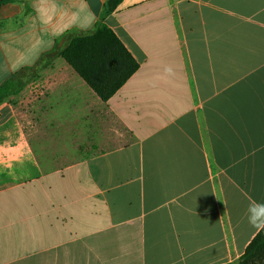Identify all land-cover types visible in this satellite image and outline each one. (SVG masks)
Here are the masks:
<instances>
[{
  "label": "crops",
  "instance_id": "1",
  "mask_svg": "<svg viewBox=\"0 0 264 264\" xmlns=\"http://www.w3.org/2000/svg\"><path fill=\"white\" fill-rule=\"evenodd\" d=\"M106 0H0V85ZM106 101L55 58L0 104V264H227L264 203V0H122ZM64 41V40H63Z\"/></svg>",
  "mask_w": 264,
  "mask_h": 264
},
{
  "label": "trees",
  "instance_id": "2",
  "mask_svg": "<svg viewBox=\"0 0 264 264\" xmlns=\"http://www.w3.org/2000/svg\"><path fill=\"white\" fill-rule=\"evenodd\" d=\"M121 1L106 0L101 20L93 30L65 33L60 46L42 54L34 65L14 72L0 85V104L20 92L58 57L62 58L102 101L110 98L138 69L137 61L114 32L103 23V18ZM227 264H264V230L254 236L235 262Z\"/></svg>",
  "mask_w": 264,
  "mask_h": 264
},
{
  "label": "clouds",
  "instance_id": "3",
  "mask_svg": "<svg viewBox=\"0 0 264 264\" xmlns=\"http://www.w3.org/2000/svg\"><path fill=\"white\" fill-rule=\"evenodd\" d=\"M248 222L257 230H264V203L251 201L247 209Z\"/></svg>",
  "mask_w": 264,
  "mask_h": 264
},
{
  "label": "water",
  "instance_id": "4",
  "mask_svg": "<svg viewBox=\"0 0 264 264\" xmlns=\"http://www.w3.org/2000/svg\"><path fill=\"white\" fill-rule=\"evenodd\" d=\"M63 38L59 41V46L63 43Z\"/></svg>",
  "mask_w": 264,
  "mask_h": 264
}]
</instances>
